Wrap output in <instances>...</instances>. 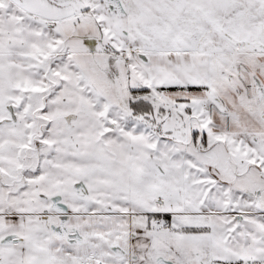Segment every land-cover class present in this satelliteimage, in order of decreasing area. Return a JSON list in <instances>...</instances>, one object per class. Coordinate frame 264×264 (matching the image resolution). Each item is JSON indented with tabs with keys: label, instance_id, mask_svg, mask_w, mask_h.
I'll use <instances>...</instances> for the list:
<instances>
[{
	"label": "snow or ice",
	"instance_id": "snow-or-ice-1",
	"mask_svg": "<svg viewBox=\"0 0 264 264\" xmlns=\"http://www.w3.org/2000/svg\"><path fill=\"white\" fill-rule=\"evenodd\" d=\"M0 264H264V0H0Z\"/></svg>",
	"mask_w": 264,
	"mask_h": 264
}]
</instances>
